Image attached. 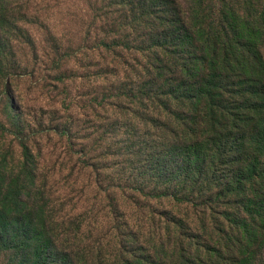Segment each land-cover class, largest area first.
<instances>
[{
  "label": "trees",
  "instance_id": "16d2710c",
  "mask_svg": "<svg viewBox=\"0 0 264 264\" xmlns=\"http://www.w3.org/2000/svg\"><path fill=\"white\" fill-rule=\"evenodd\" d=\"M96 1L92 51L44 26L40 0H0L4 264H264V0ZM35 75L49 100L29 116L12 82ZM60 174L72 194L94 177L135 221L118 224L113 262L57 219Z\"/></svg>",
  "mask_w": 264,
  "mask_h": 264
},
{
  "label": "rangeland",
  "instance_id": "374dc122",
  "mask_svg": "<svg viewBox=\"0 0 264 264\" xmlns=\"http://www.w3.org/2000/svg\"><path fill=\"white\" fill-rule=\"evenodd\" d=\"M40 3L41 5L37 8L39 11V19H41L44 26L60 30L65 37L64 40L70 43L78 44L79 41L85 43L83 41L88 40L87 45H89L93 51L96 42L93 38L96 36V33L98 34L101 26H99V24L97 25L99 31L97 29H91L94 31V33L91 31L92 39H88L86 34L90 29L91 17L93 16V14L91 15L93 11L88 7V4L97 3L96 0H40ZM98 7H102V5L98 4L97 8ZM45 9H48L49 12H46ZM82 53H84L83 50L77 51L79 58L82 57ZM17 55L18 53L16 56ZM95 71L96 70L93 69V72ZM37 78L38 75H35L34 78H14L12 82V89L15 90L16 102L19 106L23 107L24 113H30L29 116H33V113L31 112L34 111L36 106L45 105L49 100V94H46L48 88L41 92L38 88L40 85ZM93 78L91 79L92 81L94 80ZM99 85L100 84L96 85L95 88ZM94 90L92 84L88 81L84 83L83 87L79 86V94L89 95L92 93L90 98L93 97ZM81 99L82 102L79 106H83L85 100L88 98L85 96ZM0 110L1 114H4V109L0 107ZM79 120L81 121V124L79 123L81 128L82 126L87 125L85 122L88 123L90 120H93V117L92 115L88 118L80 117ZM92 132H94L93 129L87 133L84 132L81 134L80 138H82V136H89ZM99 137L100 133L97 132V134L92 135L91 139H81L79 144L81 145V148L86 150L89 149L93 152L94 149L92 150L91 148H94L95 146H91L94 144V140L99 139ZM57 144L56 154L62 156L66 151L65 146L64 144L61 145L60 142ZM101 154V151L94 152L93 157L97 158ZM17 156L18 151L13 156L15 162L18 161ZM112 163L113 162L110 159L101 162V164L105 166H112ZM66 174L67 173H65L64 177ZM64 177L60 174L58 179H56V185L52 186L54 194V200L52 203L55 207L54 211L56 212L57 219L61 222L64 221V223L67 224V229H73V234H76L77 237L84 240L85 243L91 244V247L92 244L96 243V247H94L96 257H100L101 255L102 258L113 262L116 252L115 250H112L110 245L117 231L118 224H122L124 221H129L128 218H122L123 214L119 213L117 214L118 217H116V215L111 212L112 207L109 205L110 202L104 200L105 198L103 195L97 191L94 186L87 189V179L92 181L94 180V177L89 178L88 175H85L81 180H78L74 194L71 193L73 190L72 182H68ZM84 178L85 182L83 181ZM110 178L111 177L109 176L107 180H110ZM157 206L161 207V205ZM122 207L125 208V204H122ZM85 211L87 212L81 215ZM125 214L126 213H124V215ZM129 223L132 227L135 225V221H129ZM8 256H1L0 264L6 263L9 259Z\"/></svg>",
  "mask_w": 264,
  "mask_h": 264
}]
</instances>
